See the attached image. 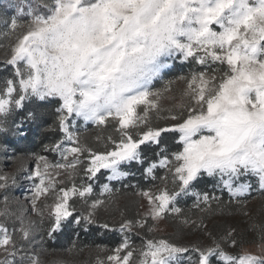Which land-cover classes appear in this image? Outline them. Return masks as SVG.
Returning <instances> with one entry per match:
<instances>
[{
    "label": "snow or ice",
    "instance_id": "snow-or-ice-1",
    "mask_svg": "<svg viewBox=\"0 0 264 264\" xmlns=\"http://www.w3.org/2000/svg\"><path fill=\"white\" fill-rule=\"evenodd\" d=\"M24 15L26 22L19 19ZM0 39L8 41L5 63L13 67L11 78L0 88V131H7L9 118L25 100L57 102L52 127L61 135L44 150L59 159L17 157L20 170L25 159L34 163L27 177L33 180L31 212L40 223L47 213L49 236L70 217L76 224L95 223L97 212L112 201L89 202L94 191L90 181L102 169L109 170V180L127 176L121 166L143 163L142 145L174 143L176 150L171 158L167 147L154 154L161 157L159 167L167 174L160 177L162 186L156 191L140 193L148 203L145 218L136 221L140 228L148 217H179L177 197L188 194L203 174L218 176L238 202L253 190L264 192V0H37V7L29 5L27 12L17 8ZM176 59L199 67L176 78L185 87L178 100L167 97L173 103L164 106L174 81L163 89L153 90L151 85ZM41 115L29 111L26 118ZM78 121L112 128L107 136L94 138L104 144L103 150L82 138ZM157 166L154 162L145 169L153 179ZM9 182L15 184V176L0 171V189H7ZM103 193L111 197L109 185L102 186ZM210 199L216 198L203 194L207 207L201 211H211ZM76 201L82 210L73 216L78 212ZM10 204L8 196L0 201V264H13L10 258L21 251L20 241H30L37 230L28 208L13 210ZM241 214L251 216L247 211ZM8 219L19 227L10 231ZM180 223L196 224L188 218ZM101 226L109 228L107 223ZM132 226L125 220L120 231H131ZM199 227L206 231L203 219ZM249 230H259L264 241V226L251 223ZM206 235L209 244L192 245L191 264H213L214 256L222 264H264V243L259 254L248 251L235 228L229 227L220 238L209 231ZM189 250L167 239H147L134 248L124 236L111 254L98 256L96 264H178ZM27 260L42 264L39 254Z\"/></svg>",
    "mask_w": 264,
    "mask_h": 264
},
{
    "label": "rangeland",
    "instance_id": "rangeland-1",
    "mask_svg": "<svg viewBox=\"0 0 264 264\" xmlns=\"http://www.w3.org/2000/svg\"><path fill=\"white\" fill-rule=\"evenodd\" d=\"M0 3L4 4V7L12 8L14 11L13 16L17 15L18 7L24 8L25 12H27L29 5H31L34 8L37 7V0H0ZM19 19L26 22L29 18L26 15H24V16H20ZM5 30H7V27L5 28ZM0 41H1L0 45H3L0 46V59L5 60V52H6L5 46L8 44V41L2 39H0ZM176 60L169 61V67L163 69L161 76L153 81L151 85L152 89H153V84L156 81L163 80L164 75L171 70ZM184 87L185 84L183 81L176 80L171 85V91L166 94V98L162 102L163 105L168 106L171 103H173V101L167 99V97L175 96L177 97L178 100L180 97V93L184 89ZM32 102H41V101H38L35 98H30L23 102L24 105L23 108L27 103L30 104ZM56 107H57V102L55 103V108ZM18 110L20 109H16L14 113H16ZM163 114L166 115L167 113H163ZM26 116L27 114L17 116L18 118L14 122L12 132L10 133V136L15 137L18 141L22 140L26 136V133L33 121L31 118H26ZM161 123H163V121H161ZM5 127L8 129L7 124L5 125ZM76 130L81 133L82 138L89 145H91L95 149H100V150L104 149V144L97 143L94 138L97 135L107 136L109 133L113 132L111 127L97 128L96 126L92 125L90 122L85 126L83 121H78V126ZM4 132L5 131H0V171L14 175L16 183L12 184L11 182H9V186L7 187V189H0V201L3 200L4 196H8L11 201L10 207L13 210H17L21 206L28 208V214L31 215L37 221V230L34 233L33 238L30 241H20L19 247L21 248V251H19L18 254L15 255L14 257L10 258L13 261V264H28L27 257L29 255H34V254H39L42 264H96L97 257L99 256L101 259H103L107 255L111 254L110 250L116 248L122 242L124 236L129 237L130 242L134 248H140L147 239H155V240L167 239L181 246L189 247L190 249L188 253H185L179 257L178 264H191L189 257H191L192 260L195 259V254L191 251L192 245L204 244L202 243L203 241L200 240L201 236L198 226L195 227L191 224L183 225L180 223V219H178V216H176L175 214H170L167 215L164 219L159 221H153L151 217H148L146 226L144 228H140L136 224V221L145 218L144 214L145 212L148 211V203L146 198H144L140 194L141 192L137 193L135 196L132 195L125 196V195H120L119 193H115L113 191V185L115 183L120 184L136 174V172L133 169L134 163H138L140 165L146 164L145 169H147L150 164L155 162L158 165L157 169L162 168L159 167V163H158L161 157L156 156L153 157L152 159L144 156L143 154L144 147L156 148L157 145L148 144L147 146L144 145L141 146L143 163L138 161H128L122 164L121 170L127 172L128 173L127 176H124L118 180H109L108 179V176L110 175L109 170L102 169L99 173H97L96 178L90 181L93 184L94 191L92 193V196L90 197L89 202L91 201V199H96V198L103 199L106 201L111 199L112 201L106 209L101 208L97 212L95 223H86L84 221H81L80 224H76L72 221V218L70 217L68 221L63 222V226L59 231L53 233L52 236H49L48 228L50 225V218L48 217L47 213H45V216L43 218V223H40L41 218L31 212L30 197L32 195L33 180H29L27 177L30 174L29 170L34 168V163L31 158H27L24 161V169L23 170L19 169V162L17 160V157L12 155V150L9 149L8 145L6 144L4 145V138L2 135ZM162 148L163 147L158 149L157 153H159ZM170 153L171 152H168L169 157H170ZM33 154L45 155L49 158V160L53 162L59 159L58 154L53 152H51V154L47 152L46 153L35 152ZM25 157H29V156H25ZM157 169L154 170V175ZM163 169H164V175L167 174V169L166 168ZM204 175L208 176L207 174H203L198 178ZM144 176L146 178L152 177L149 176L146 173V171H144ZM80 177H83V173L80 174ZM80 177L77 178L78 181ZM210 178L213 180L215 185L224 188L219 183L220 178L218 176L210 177ZM84 179L86 180V178ZM158 180L157 179L155 180L157 184L155 183L156 185L150 190L156 191V189L162 186L161 179ZM195 181H193V183ZM105 184L109 185V187L112 189L111 197L109 196L108 193L102 194V186ZM174 187L175 185H173L171 181V176L169 175L168 188L172 190ZM191 193H192V187L188 191V194ZM186 195L181 194L179 197H177L176 207L178 200ZM135 199L139 200V215L136 216L135 220H128L133 222L131 231L125 230L124 232H121L120 225L123 221H125V217H123L124 215L122 214L121 211L122 210L121 206L123 203L128 201L134 202ZM76 204H77L78 212L73 213V216L78 215L79 211L82 210L80 202L76 201ZM3 219L4 218H0V220ZM5 223L10 231L14 227L15 228L19 227L18 223L13 222V219H8L5 221ZM104 223H107L109 225V228L107 229L103 228L101 225ZM149 227H152L153 231L149 232L148 231ZM93 230L100 232L101 235L98 238H96V236L92 232ZM106 231L115 232L118 235L120 241L113 248L109 247L110 244L106 243ZM63 232H70L73 234V238L68 243L69 244V250H67L68 252L65 249L59 248L57 246L55 247L53 243L54 240L57 238V236ZM262 243H264V241L252 243L249 245H244L242 247L246 248L250 252L259 254L260 245ZM102 248L104 250H101ZM229 251L235 252L232 249H229ZM133 260L135 262L136 257H134ZM213 264H222V262L216 259L215 261H213Z\"/></svg>",
    "mask_w": 264,
    "mask_h": 264
},
{
    "label": "trees",
    "instance_id": "trees-1",
    "mask_svg": "<svg viewBox=\"0 0 264 264\" xmlns=\"http://www.w3.org/2000/svg\"><path fill=\"white\" fill-rule=\"evenodd\" d=\"M14 15L12 8L4 7V4L0 3V31L5 30ZM3 28V29H2ZM1 43V41H0ZM198 65L192 62H186L182 60H176L173 67L168 71L161 81H156L153 84V90L163 89L169 81H176L179 76H187L191 71L197 70ZM13 73V67L7 65L5 60L0 59V88L3 87V82L7 78H11ZM173 84V83H172ZM55 103L53 100L49 102H32L27 103L24 108L18 110L16 113L9 118L7 126L8 129L4 132V145H8L9 149L12 150V155L16 157H25L33 153H49L50 151L44 150V145L53 142L58 139L61 133L54 129L52 126L55 120ZM39 106V107H38ZM29 111H39L42 115L36 119H32L26 136L18 141L15 137H11L10 133L14 122L19 115H26ZM161 147L168 148V152L176 150L174 143H161L156 148H143V154L146 157H156L154 154L157 153ZM146 164L140 165L138 163L133 164V169L136 174L122 183H115L113 185V191L125 196H135L137 193L152 189L157 183L155 180L160 179L164 176V169L158 168L155 172L156 179L146 178L144 171ZM160 181V180H158ZM156 183V184H155ZM207 193L209 197H215L216 199H210L211 211L203 212L201 208H206L207 205L203 203V194ZM199 194L200 200L198 201L197 195ZM199 203L200 207H195ZM182 212L178 219L188 218L190 221H195V227H199V222L203 219L204 225L207 226L206 231L213 233L216 238H220L224 235L225 231L229 227H233L237 230L238 239L242 240V246L249 245L256 242H263L260 239L259 230H249V224L255 223L257 225L264 226V192L253 190L251 194L246 197L239 198L237 200L232 199L230 193L215 185L213 180L209 176H202L193 183L192 193L179 199L177 202ZM122 214L125 220H135L136 216L139 215V200L128 201L121 206ZM223 210L222 212L220 210ZM247 211L251 214L250 217L244 216L241 212ZM231 213V214H229ZM200 240L205 245L210 243L209 237L206 235L204 228L199 227ZM93 234L98 238L101 234L96 230L92 231ZM73 238V234L70 232H63L57 236L54 240L55 247H59L69 250V241ZM202 238V239H201ZM118 235L115 232L106 231V243L110 244L109 247L113 248L119 243ZM200 244V245H204ZM231 249L230 247L228 250ZM235 252H239V248L232 249ZM68 252V251H67ZM213 261L216 260L214 256Z\"/></svg>",
    "mask_w": 264,
    "mask_h": 264
}]
</instances>
